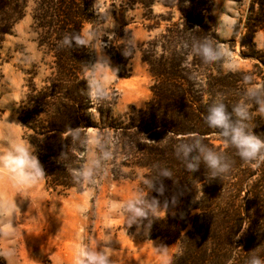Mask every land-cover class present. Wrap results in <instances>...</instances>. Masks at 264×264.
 Segmentation results:
<instances>
[{"label":"trees","instance_id":"16d2710c","mask_svg":"<svg viewBox=\"0 0 264 264\" xmlns=\"http://www.w3.org/2000/svg\"><path fill=\"white\" fill-rule=\"evenodd\" d=\"M28 1L0 0V47L25 16ZM31 1L35 41L47 72L39 82L37 69L28 72L18 119L46 184L60 191L81 189L84 183L75 181L73 171L85 164L88 130L105 136L113 132L125 154L122 165L143 169L138 189L147 191L143 178L149 173L154 177L158 167L173 171V178L154 181L148 196L161 206L167 203V212L162 209L150 227L151 237L164 244L178 242L184 249L173 264H248L252 255L264 257V165L254 168L234 148L225 149L218 130L204 119L217 96H223L231 112L246 83L239 72H222L221 63L206 64L191 52V45L205 37L223 42L211 23L210 0H122L128 9L142 11L151 22L149 29L163 28L141 49L151 76L150 97L142 107L117 117L112 112L115 99L107 93L96 99L89 89L92 48L61 46L65 35L98 21L94 0ZM156 5L162 10L157 15ZM248 10L239 43L248 55L259 58L253 38L264 23V0H253ZM237 30L238 25L234 35ZM111 42L107 52L118 60L119 75L127 76L128 57L118 42ZM250 111L249 127L264 138V118ZM193 135L226 155L232 163L229 175L209 179L203 163L195 172L185 170L175 147ZM161 183L163 195L155 191Z\"/></svg>","mask_w":264,"mask_h":264},{"label":"rangeland","instance_id":"374dc122","mask_svg":"<svg viewBox=\"0 0 264 264\" xmlns=\"http://www.w3.org/2000/svg\"><path fill=\"white\" fill-rule=\"evenodd\" d=\"M252 1L210 0V16L214 30L223 41L221 46L231 52L236 66L229 70L221 63V71L239 72V77L246 81L245 89H260L258 96L264 99V23L253 38L259 58L248 55L239 43ZM121 2L94 0L98 15L94 26L103 29L106 35L101 37L105 45L101 55L107 58L117 77L99 65L96 66V74L109 98L115 99L112 112L116 117L132 107H142L150 97L151 76L142 59L141 49L163 28L149 29L147 25L151 22L144 20L140 9H128ZM32 6L33 2L29 0L25 16L13 26L0 47V152L14 143L27 142L22 138L18 113L28 72L37 69L36 82L47 72L41 63L42 52L35 41ZM153 10L156 15L162 12L159 5ZM236 25L238 30L234 35ZM111 41L118 42L122 49L128 41L135 45L132 56L124 62L127 76L119 75L118 60L107 52ZM94 47L95 64L100 48L98 45ZM251 109L264 118V107L258 109L255 100ZM98 140L111 152L112 158L103 163L96 184L89 186L84 183L81 189L60 191L48 186L44 179L28 187L15 182L0 164V264H72L74 245L81 236L89 247L104 248L105 234L111 237V241L104 250L111 255L113 264H162L163 257L157 247H170V253L175 251L178 242L164 244L151 237L150 229L145 234L147 221H143L139 229L136 225L128 227L122 215L110 212L111 203L130 199L138 189L143 169L122 165L125 154L117 135L111 132L105 136L96 129L87 132L84 166L100 154ZM89 188L93 193L90 199ZM13 201L19 209L14 215L4 208L5 204L11 205ZM80 204L87 207L84 215L76 211ZM9 249L15 250V256L6 255Z\"/></svg>","mask_w":264,"mask_h":264},{"label":"clouds","instance_id":"9594fccd","mask_svg":"<svg viewBox=\"0 0 264 264\" xmlns=\"http://www.w3.org/2000/svg\"><path fill=\"white\" fill-rule=\"evenodd\" d=\"M103 36H106L103 29L89 25L82 28L79 33L73 32L65 35L61 41V46L68 49L73 48V44L76 47L95 50L94 46H99L100 55L97 56V62L91 67L88 75L89 89L96 99H103L106 96L103 85L97 77L96 66L99 65L101 69L106 67L112 75L117 77L116 71L109 67L107 58L101 55V50L105 47L101 42ZM184 47L188 48L189 46L185 44ZM134 49L133 42L128 41L124 45L123 55L131 57ZM191 52L200 56L206 64L223 63L229 70H234L236 67L232 62L231 52L211 38L205 37L194 42L191 45ZM259 91L260 89L255 87L246 88L242 99L231 107V112L227 110L223 96H217L209 105L207 114L204 117L209 128L218 130L219 136L224 141L225 149L234 148L240 159L247 164H251L254 168L264 165V138L255 135L248 124L251 119L252 101L255 100L258 109L264 107V99L258 96ZM97 144L101 147L100 154L88 162L87 165L73 171L77 183H85L89 186L95 185L97 176L103 168V163L112 158L111 152L104 148L101 141L98 140ZM175 155L182 160L188 173L197 171L200 164L203 163L207 169L209 179L219 178L221 180L232 171V163L226 155L210 148L198 135H193L187 142L181 141L178 143L175 147ZM0 164H3L15 182L28 187L39 183L46 176L35 155V149L29 142L14 143L3 152H0ZM161 177L173 178L172 169L158 167L154 177L149 173L148 176L143 178V184L146 186L147 191L137 189L130 199L111 203L110 212L122 215L125 219V225L128 227L136 225L139 229L141 223L147 221L144 224L145 234H147L153 221L160 219L161 210L166 209L167 212V203L161 206L157 199L148 198L149 192L154 188V181H158ZM155 191L163 195L165 191L163 184L161 183L159 187L155 188ZM92 194L91 188H89V199ZM172 202H176L175 197ZM4 208L12 215L19 211L14 201L11 205L5 204ZM76 211L78 214L84 215L87 212V207L83 204L77 205ZM81 232H83V229H81ZM110 241L111 237L105 234L104 248L109 247ZM104 248L99 246L96 248L89 247L84 242L83 236H81L74 245L72 264H113L111 255ZM157 249L162 254V264H173L174 256L182 255L184 251L183 247L178 244L175 246V251L171 253L169 251L170 247L159 246ZM6 255L9 257L15 256V250L9 249ZM248 264H264V257L252 255L248 260Z\"/></svg>","mask_w":264,"mask_h":264}]
</instances>
